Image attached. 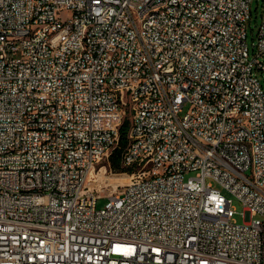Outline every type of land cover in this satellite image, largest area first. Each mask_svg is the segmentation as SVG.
I'll return each mask as SVG.
<instances>
[{
  "label": "built area",
  "instance_id": "1",
  "mask_svg": "<svg viewBox=\"0 0 264 264\" xmlns=\"http://www.w3.org/2000/svg\"><path fill=\"white\" fill-rule=\"evenodd\" d=\"M251 3L0 0V264H264ZM127 118L130 180L103 194Z\"/></svg>",
  "mask_w": 264,
  "mask_h": 264
},
{
  "label": "rangeland",
  "instance_id": "2",
  "mask_svg": "<svg viewBox=\"0 0 264 264\" xmlns=\"http://www.w3.org/2000/svg\"><path fill=\"white\" fill-rule=\"evenodd\" d=\"M262 4H263V0H252V3H251V16L247 23V45H248L251 57H253V55H257L258 53L256 44L258 40V30L261 25ZM71 15H72V12L66 10L62 13V18L64 20H67L69 17H71ZM259 60L264 63V56H260ZM258 77L264 88V72L259 71ZM129 116L130 114L128 113L127 117ZM127 120H129V118H127ZM125 175L128 177V175L124 172V169L121 167V165L119 169H114L110 161V166L108 167L106 178H103L102 180L96 183L97 188L100 189L103 192V194L113 193L117 191V189H121V185L125 184L117 180L119 177L125 176ZM107 203H108L107 198L99 199L97 203V207L99 209H103L107 206ZM233 205L236 211L235 220L237 223L241 224L245 220L244 207L237 200H234Z\"/></svg>",
  "mask_w": 264,
  "mask_h": 264
},
{
  "label": "bare ground",
  "instance_id": "3",
  "mask_svg": "<svg viewBox=\"0 0 264 264\" xmlns=\"http://www.w3.org/2000/svg\"><path fill=\"white\" fill-rule=\"evenodd\" d=\"M160 14H163V7H153L150 9H146L144 12V19L152 20L155 17H158ZM27 39H28V32H21L20 35L14 36V43L23 44L26 43ZM6 58H15L14 48H6ZM118 115H125V108H118ZM104 178H106V176ZM117 180L121 183L127 184L128 180H130V176L129 175L128 177L126 175L121 176Z\"/></svg>",
  "mask_w": 264,
  "mask_h": 264
},
{
  "label": "trees",
  "instance_id": "4",
  "mask_svg": "<svg viewBox=\"0 0 264 264\" xmlns=\"http://www.w3.org/2000/svg\"><path fill=\"white\" fill-rule=\"evenodd\" d=\"M129 127V121L125 120L120 128V148H118L112 155L110 161L114 169L120 168V158L123 147L126 145L127 131ZM125 172V170H124Z\"/></svg>",
  "mask_w": 264,
  "mask_h": 264
}]
</instances>
